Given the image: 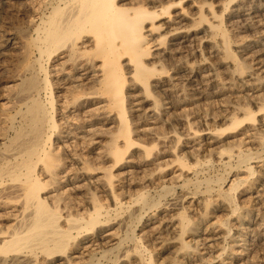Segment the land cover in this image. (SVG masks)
<instances>
[{
	"label": "rangeland",
	"instance_id": "1",
	"mask_svg": "<svg viewBox=\"0 0 264 264\" xmlns=\"http://www.w3.org/2000/svg\"><path fill=\"white\" fill-rule=\"evenodd\" d=\"M138 1L145 3V7L149 10L153 7L152 11H157V9L159 11L176 0H155L153 3L146 0ZM183 1L180 6H172L169 12L156 18L154 24L159 26L157 29H144L147 46L150 47V54L144 57V61L147 66L155 69L156 73L150 82L149 91H146L140 81L132 76L133 63L127 56L122 59L126 82L125 89L123 88L125 114L121 120L129 125L130 137L128 140L124 134L120 138L119 144L124 149V157L122 156L119 162L114 163L109 148L110 137L116 131L117 125L112 123L109 111L93 117L92 124L95 123L94 128H97L98 133L94 137L97 138L91 135L84 138L82 136L85 134L86 121L81 127L82 130L74 123L90 118L85 116L84 108L90 105L88 109H92L96 107V104L89 102L83 108L72 102L65 103L66 99L64 101L58 98L57 119L66 118L71 121L74 118L78 120L71 121L73 125L65 124L68 127L71 125L72 127L69 128L76 131L73 132L74 135L70 140L69 152L72 155L73 153L87 155L91 165L93 167L97 165L96 170H79L78 174L72 176L74 179L70 182L73 185L70 182L66 184L63 196L72 198V203L77 199L73 203L77 204V207L72 204L73 209L65 208L62 212L68 214L71 211L74 213L77 209L84 211L86 208L93 210L98 202V205H102L104 209L111 210L110 215L115 217L114 196H117L124 206H136L135 199L140 193L147 192L154 197L162 195L163 200L159 198L160 196L156 197V199H161V203L156 208L152 207L148 210L149 212L143 218L144 221L139 224L140 229L137 231L142 236L143 231L140 230H143L141 227L143 222L150 218L158 221L157 232L159 237L163 236L161 240L160 238L152 240L145 236L142 237L144 243L152 251L151 254L155 255L153 264L160 262V264L163 262V264H264V0ZM130 6L137 7L138 5ZM5 12L1 13L0 21L4 15L11 16ZM199 18L209 20L213 23L212 25H216L218 19H223V26L233 42H231L232 51L236 59L238 58L237 60L243 64V71L236 68V63L232 59L233 62L226 59L221 38L214 36V28L206 22L200 23ZM151 23L152 20H147L144 25L150 26ZM213 37H216L215 45L209 42ZM254 53L257 54L254 55ZM223 61L225 63H222ZM186 63L199 68L203 64V67L195 73L194 78L189 79L185 75L184 64ZM68 72L65 73L68 74ZM54 75L55 73H52V77ZM60 75L61 73L57 74L55 79ZM202 75L206 76L204 81ZM67 76L61 80L60 88L55 86L56 96L59 92H62L60 95L65 93L69 96L70 92L66 90L71 83L65 80ZM1 87L3 88L0 84V94L4 92V88ZM62 101L65 103L64 107L59 106L63 103ZM246 108H250L254 119L248 120V116L244 113ZM99 115L102 116L101 119ZM237 121L244 122L238 125L239 127H234L233 124ZM84 140L88 143L87 148L83 146L86 145L83 144ZM129 141L131 144L126 145ZM98 146L99 148L93 152L92 149ZM148 148H150L149 152ZM239 152L252 153V160L249 161V165L253 168L251 173L244 165L236 166ZM229 155H233V159L227 164H222L221 162L228 161ZM94 158L98 163L96 165L93 164L95 163ZM198 162L201 164L197 165ZM66 165L74 168L71 172L77 173L71 161ZM66 165L64 170H67ZM83 174H86L85 179L79 181L80 175ZM223 174L228 178L222 191L228 193L231 191V184L240 183L236 189L232 190L233 199L231 200V197L225 194H218L216 191L207 192L205 182H203L204 179H212ZM195 177L203 180L199 183L200 187L193 184L185 185L186 180ZM59 185L52 184L56 188H60L61 185ZM73 186H76V189ZM78 186L80 188H77ZM164 187L166 192H164ZM215 188L218 187L215 186ZM60 190V192L64 191L61 188ZM177 195L187 196L182 205L170 208L165 204ZM94 196L96 198H93ZM181 212L186 213L191 220V225L193 224V228H187L185 231L184 235L188 239L183 236L192 245L188 254L178 249L183 240L178 225ZM2 220L4 224L1 223ZM0 221V229L5 230L4 219ZM162 221L160 225L159 222ZM113 223L115 224L116 221H113L112 225ZM170 228L172 231L169 230ZM93 233L94 230L83 232L72 241L71 248L69 246L65 254L60 253V255L64 254L65 258L67 256L69 258L73 248L89 247L90 241L94 238ZM94 247L96 246L92 248ZM86 250L85 255H88L90 249ZM42 253L38 256L39 261L36 264H51L58 255L49 256L43 253L44 256H42ZM88 256L80 258L81 261L76 259L78 264H85Z\"/></svg>",
	"mask_w": 264,
	"mask_h": 264
},
{
	"label": "bare ground",
	"instance_id": "2",
	"mask_svg": "<svg viewBox=\"0 0 264 264\" xmlns=\"http://www.w3.org/2000/svg\"><path fill=\"white\" fill-rule=\"evenodd\" d=\"M146 1L153 3L155 0ZM183 2V0H176L159 11L158 9L152 11L153 7L152 10H149L145 7V3L138 0H0V15L3 11H6V14H11V16L4 15L0 21V84L4 88L1 87L4 92L0 94V219L5 221V230L4 228L0 229V264H36L39 261L38 256L42 252L49 256L58 254L51 264H78L76 259L88 255L85 264L154 263L155 255L151 254L152 251L149 250L150 248L144 243L142 237L145 236L152 240L160 238L161 240L163 236L159 237L157 232L158 221H153L150 218L143 222L141 225L143 230H140L143 231L142 236L137 231L140 229L139 224L144 221L143 218L149 212L148 210L152 207L156 208L161 203V199L157 198L159 201L156 199L160 195L154 197L147 192L140 193L135 199L136 206H124L123 202L114 196L115 217L110 215L111 210L104 209L102 205H98V202L93 210L91 208H86L84 211L77 209L74 213L71 211L68 214L65 210L66 213L63 214L62 210L73 209V203L77 200L72 203V198L63 196L66 184L74 179L72 176L78 174L79 170H96L97 162L94 158L95 163L93 164L96 166L93 167L87 155L79 153L72 155L69 152L70 140L74 135V131L69 127L73 125L71 121L76 122L77 119L72 118L75 121L62 117V119H57L58 98H62L61 100L64 101L66 99L65 103L72 102L77 106H83V108L89 102L96 104L95 108L88 109L90 105L84 108L85 116L90 118H86V120L82 118L83 121L74 123L82 130L81 127L86 121L85 134L82 136L84 138L88 135L93 137L98 135L97 128H94L95 123L92 124L94 115L109 111L112 123L117 124L116 131L110 137L109 148L114 163L119 162L124 152L123 147L119 144L120 138L124 134L128 140L130 137L129 125L121 120L125 114L123 88L126 82L122 59L127 56L133 63L132 76H135L146 91H149L150 82L156 73L155 69L147 66L144 61V57L150 54L144 29H157L159 26L154 24L156 18L169 12L172 6H180ZM135 4L138 6H130ZM201 8L203 6L200 7V10ZM214 16L218 17L216 14ZM147 20H152L150 26L144 25ZM199 22H206L214 28V36L221 38L226 59H232L236 63V68L243 71V64L237 60L238 58L236 59L235 53L232 51V40L223 26V19H218L216 25H212L213 23L205 18H199ZM215 38L209 40L211 45H215ZM253 59L255 58L253 57ZM56 61L58 63H54ZM1 63H3L2 66ZM202 67L203 64L200 68ZM184 68L185 75L189 79L194 78L195 73L201 70L199 67L187 63L184 64ZM66 71H69L68 74L65 73ZM130 72L132 71L130 70ZM52 73H55L54 78ZM60 73L61 75L55 79V76ZM66 75L68 78L65 80L71 83L66 90L68 93L70 92L69 96L65 93L60 95L62 92L59 91V95L56 96L55 86L60 88V82ZM201 77L203 81L206 79L204 75ZM101 99H105V101ZM65 103L63 102L59 106L64 107ZM156 105L158 104L156 103ZM61 107L59 108L61 109ZM250 108L244 109L248 120L254 119ZM99 117V119L102 118L100 115ZM64 119L65 121H63ZM243 122L237 121L233 126L237 127ZM70 123L69 127L65 126ZM85 142L84 140L83 144L86 145L83 146L87 148L88 143ZM96 143H100V141H96ZM127 143L126 145H130L131 141ZM98 148L99 146L92 151L94 152ZM252 156V153L239 152L236 166L244 165L251 173L253 168L249 165V161L252 160ZM255 156L257 157V155ZM231 159H233V155H229L227 162L221 163L227 164ZM70 161L73 166L75 165L77 173L71 172L74 168L66 165ZM200 164L198 162L197 165ZM65 165L67 170H64ZM197 174L195 176H198ZM85 175H80L79 181L84 180ZM227 178L224 174L212 179H204V181L195 177L186 180L185 185L193 184L200 187L199 183L203 181L207 192L216 191L218 194L231 197V200L233 199L232 190L236 189L240 183L231 184V191L224 192L222 188ZM55 182L61 185L60 188L64 190L63 192H60V188L52 186V184L56 185ZM69 187L72 190L71 186ZM75 187L73 186V188ZM163 189L166 192L165 187ZM159 198H162V195ZM186 198L185 195H177L170 198L165 204L170 208H175L182 205ZM180 214L178 225L183 240L177 247L188 254L192 245L186 240L188 238L184 234L187 228H193V224L191 225V220L186 213L181 212ZM113 221H116L115 224L113 223L114 225H112ZM1 223L4 224L3 220ZM159 223L161 225L163 221ZM92 230H94L95 240L92 238L91 245L86 248L75 247L69 258H67L68 256L65 258L64 252L72 244V241L83 232ZM169 230L172 231V228ZM181 235L179 236L181 237ZM93 246L96 247L92 248ZM86 249H90L88 255H85ZM43 253L42 256H44ZM60 253L64 254L60 255Z\"/></svg>",
	"mask_w": 264,
	"mask_h": 264
}]
</instances>
